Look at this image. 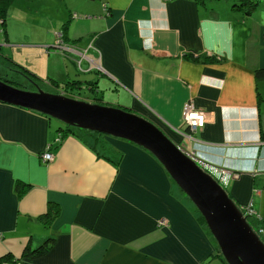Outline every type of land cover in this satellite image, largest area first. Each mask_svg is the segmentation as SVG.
Segmentation results:
<instances>
[{
  "label": "crops",
  "instance_id": "crops-1",
  "mask_svg": "<svg viewBox=\"0 0 264 264\" xmlns=\"http://www.w3.org/2000/svg\"><path fill=\"white\" fill-rule=\"evenodd\" d=\"M106 1L93 3L104 22L95 24L101 31L91 46H70L75 61L78 51L87 53L83 62L101 73L92 79L95 94L83 86L77 98L137 113L185 152L200 147L238 173L226 191L239 207L253 203L264 240V77L256 75L264 70V0L244 3L254 9L237 8L240 0ZM56 46L50 37L46 47ZM106 91L117 102H106ZM187 104L209 114L196 133L183 122ZM60 128L41 113L0 103L2 264H225L148 151L109 136L85 139L81 131L59 139ZM48 148L52 162L43 159ZM51 239L45 256L30 258Z\"/></svg>",
  "mask_w": 264,
  "mask_h": 264
},
{
  "label": "water",
  "instance_id": "water-1",
  "mask_svg": "<svg viewBox=\"0 0 264 264\" xmlns=\"http://www.w3.org/2000/svg\"><path fill=\"white\" fill-rule=\"evenodd\" d=\"M62 94L31 91L0 79V103L35 111L67 126L121 139L148 151L200 212L228 264H264V242L240 207L155 123L118 107Z\"/></svg>",
  "mask_w": 264,
  "mask_h": 264
},
{
  "label": "rangeland",
  "instance_id": "rangeland-1",
  "mask_svg": "<svg viewBox=\"0 0 264 264\" xmlns=\"http://www.w3.org/2000/svg\"><path fill=\"white\" fill-rule=\"evenodd\" d=\"M106 2V0L14 1L7 11L5 25L3 26L0 21V44L1 47L5 46L7 48V46H9L7 51L8 54L12 56L13 61L26 70L34 73L40 79L41 83H34L32 79L27 77H19L9 63H5L1 57L0 77H13L15 81L22 85L23 89L31 91L41 90L45 93L55 95H59L60 89L58 88H62L69 80L86 81L91 79L93 74H87L84 71L86 64L83 62L85 60L84 56H87L88 58L90 57L87 53L78 51L77 56L81 55L82 59L79 58V60L80 62H83L79 65L78 62L75 61V58L73 59L72 55L69 54L71 49L73 50L70 46L73 44L74 47L81 50L89 47L94 38L93 34H95L97 30L101 31L95 27V24L98 21H100L98 22L99 27L103 24H101L103 17L100 12L97 13L94 5L99 3L102 7H104ZM89 3L92 4V7L89 6ZM93 3L95 4L93 5ZM115 3L123 4L122 0H116ZM238 7H240L239 9H247L248 7L251 9L255 8V6L251 7V5L245 4ZM103 9L105 11V8ZM72 12H76V18L71 17ZM4 29L6 30L5 33H7V36L3 31ZM63 32L66 33L68 43H66V36H64L65 34ZM61 33L62 37L57 40L59 43L64 40L62 43L70 49L66 53L61 51L58 46H56L58 49L46 47L47 41L50 37L52 39L54 38L56 42L57 35ZM76 59L78 60V58ZM57 85L58 88L56 87ZM15 86L19 87L20 85ZM65 94L66 93L62 95ZM116 96L117 93L111 94V91H106L105 101L117 102V99H115ZM121 96L125 97L123 94H121ZM93 100L94 101L90 102H98L96 97H94ZM85 101H89V99ZM59 123L62 128H65L66 125L63 122L59 121ZM89 138L93 139L92 137ZM182 151L187 155L190 153L185 152L183 149ZM175 186L176 191H178L181 198H183L186 204L194 210V214L198 219H200L201 214L191 200L179 189L176 184ZM250 226L264 242L261 227H257V225L254 224H250Z\"/></svg>",
  "mask_w": 264,
  "mask_h": 264
},
{
  "label": "trees",
  "instance_id": "trees-1",
  "mask_svg": "<svg viewBox=\"0 0 264 264\" xmlns=\"http://www.w3.org/2000/svg\"><path fill=\"white\" fill-rule=\"evenodd\" d=\"M14 1H16V0H0V21H1V23H2V25L4 26L5 25V18H6V14H7V11H8V9H9V7L11 6V4L14 2ZM241 1V3L240 4H238V3H236V4H238L239 6H241V5H243L244 3H246L247 2V0H240ZM238 5H236V7H238ZM238 8H240V7H238ZM4 32H5V29L3 30ZM66 38V37H65ZM8 49L6 48V47H1L0 46V57L2 58V60L6 63V62H8L9 63V65L15 70V72L18 74V76L20 77H27V78H29V79H32L33 80V82L35 83V82H39V83H41L40 82V79L34 74V73H32V72H30L29 70H26L25 68H23L22 66H20L19 64H17V63H15L14 61H13V59H12V56L10 55V54H8V51H7ZM256 75H257V77L258 78H263L264 77V70H260V71H257V73H256ZM0 79L1 80H3V81H5V82H7V83H10V84H12V85H20L19 87H21L22 88V85L21 84H19L17 81H15V79H11L10 78V80L9 79H6V78H1L0 77ZM50 82V81H49ZM51 83V82H50ZM80 86H83L82 85V82H79V81H76V80H69L67 83H65L64 85H63V87L62 88H58V85L56 86L58 89H60L59 91H60V93L62 94V92H63V94L64 93H66L65 95L66 96H69V97H72V98H77V94L78 93H76L75 91H70L71 89L73 90V89H76V88H79ZM17 87V86H16ZM92 92H96V86L93 88V90H92ZM102 101V100H101ZM99 104H102V105H104L103 103H99ZM152 121V120H151ZM153 122V121H152ZM153 123H155L163 132H164V130L162 129V127L160 126V124H158V123H156V122H153ZM78 131H81V132H83L84 133V136L83 137H85V139L87 138V139H89V140H91L89 137H92L93 138V140H96V138L98 139V138H100V137H105V135H102V134H97V133H93V132H90V131H83V130H80V129H78V128H76V127H70V126H65V128H62V126H61V128L59 129V132H62L63 133V135L65 136V134H68L69 132L70 133H73V134H75V135H78L77 134V132ZM166 135H167V133L166 132H164ZM167 136H169V135H167ZM172 140V139H171ZM174 142V141H173ZM176 143V142H175ZM177 144V143H176ZM178 145V144H177ZM51 216H49V220L47 221V223L48 224H50L51 222H53L52 220L57 216V214H58V211L55 209H53L52 211H51ZM259 218L257 217V218H253V219H248V222L250 223V224H254V225H257V227H259L258 226V223H259ZM199 222L201 223V225L207 230V231H209L208 229H207V225H206V222H205V220H204V218L201 216V218L199 219ZM210 233V232H209ZM215 241V240H214ZM53 244H54V240L53 239H51V240H47V241H45L44 243H42L39 247H37L36 249H34V250H32V251H30V253H29V255H30V258L31 259H40V258H42L43 256H45L50 250H51V248L53 247ZM215 245L217 246V243H216V241H215ZM215 256H217V257H221L222 258V255H221V252H220V250H219V248H218V246H217V254L215 255ZM7 260H11V258H10V256H8L7 258H6ZM223 261L225 262V264H228L227 262H226V260L223 258ZM0 264H2V260H0Z\"/></svg>",
  "mask_w": 264,
  "mask_h": 264
},
{
  "label": "built area",
  "instance_id": "built-area-1",
  "mask_svg": "<svg viewBox=\"0 0 264 264\" xmlns=\"http://www.w3.org/2000/svg\"><path fill=\"white\" fill-rule=\"evenodd\" d=\"M62 37V33L57 35L56 45L61 48L63 51H69L68 47L64 46V43H59L57 39ZM93 66H96L94 62H90ZM79 64V63H78ZM81 65V62L80 64ZM209 118V114L206 111L198 110L192 104H187L183 110V122L184 125L189 127L191 133H196L199 129H202L205 126L206 121ZM63 133L59 132L58 138L61 139ZM198 150H194L188 154V156L194 160L199 167H201L205 172L212 176L224 189L228 186L233 177L237 176L238 173L229 171L227 168L222 165L216 164L210 161L200 150V147H197ZM43 159L46 162H52L54 160V154L50 151V148L47 149L43 155ZM241 211L244 213L245 217L248 219L257 218V213L254 209L253 203H249L246 206L240 207ZM259 218V217H258ZM164 224V222H161Z\"/></svg>",
  "mask_w": 264,
  "mask_h": 264
},
{
  "label": "flooded vegetation",
  "instance_id": "flooded-vegetation-1",
  "mask_svg": "<svg viewBox=\"0 0 264 264\" xmlns=\"http://www.w3.org/2000/svg\"><path fill=\"white\" fill-rule=\"evenodd\" d=\"M78 57V59L80 58L81 59V55L80 56H77ZM78 62H80V60L78 61ZM90 65H87V66H85V69H84V71L87 73V74H93V77H94V75H96L97 77H99L98 75H101V73L99 72V71H97L98 69H95L94 67H93V65L91 64V63H89ZM93 77L91 78V79H89V80H86V82H85V84L83 83V81H79V82H82V85L83 86H85L86 88H87V91L90 93V91L92 92V90H93V88L96 86V83L94 82V80H92L93 79ZM23 78V77H22ZM6 79H9L10 80V78H6ZM11 79H13V77L11 78ZM83 86H80L79 88H76V89H71L70 91H77L76 93H79V91H80V88L82 89V87ZM36 91V90H35ZM87 92V93H88ZM92 93H94V92H92ZM95 94V93H94Z\"/></svg>",
  "mask_w": 264,
  "mask_h": 264
},
{
  "label": "bare ground",
  "instance_id": "bare-ground-1",
  "mask_svg": "<svg viewBox=\"0 0 264 264\" xmlns=\"http://www.w3.org/2000/svg\"><path fill=\"white\" fill-rule=\"evenodd\" d=\"M122 109V108H121ZM124 110V109H123Z\"/></svg>",
  "mask_w": 264,
  "mask_h": 264
}]
</instances>
